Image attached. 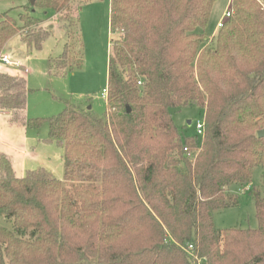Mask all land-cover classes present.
<instances>
[{
	"label": "trees",
	"instance_id": "obj_1",
	"mask_svg": "<svg viewBox=\"0 0 264 264\" xmlns=\"http://www.w3.org/2000/svg\"><path fill=\"white\" fill-rule=\"evenodd\" d=\"M84 1L0 13V55L22 32L40 49L49 13L71 25ZM217 1L110 0L106 113L68 105L27 123L48 124L45 140L64 149L63 178L43 166L18 176L0 153V216L12 222L0 224V264H264V171L258 227L220 229L214 218L235 205L232 184L264 169V0H232L208 37ZM75 46L66 43L52 74L82 66ZM27 92L23 76L0 74V107L23 110ZM192 104L202 135L174 121Z\"/></svg>",
	"mask_w": 264,
	"mask_h": 264
},
{
	"label": "rangeland",
	"instance_id": "obj_2",
	"mask_svg": "<svg viewBox=\"0 0 264 264\" xmlns=\"http://www.w3.org/2000/svg\"><path fill=\"white\" fill-rule=\"evenodd\" d=\"M110 3V0L82 2L78 12L76 10L73 12L77 15L71 25H69L71 20L67 23L59 19V16L49 13L50 17L45 21L44 26L50 34L40 49L29 48L26 45L25 32L19 33L8 42L0 56L10 54L14 59L23 62L29 70L27 94L29 114L27 115L31 119L55 116L68 105L91 110L98 117L106 113L108 103L104 98L103 89L108 87V63L114 38L110 26ZM29 4L31 0H0V13L8 11L11 16L18 19L19 14L24 10L23 5ZM227 9L232 10V0H218L214 4L205 35L213 37L218 33L220 28L217 27V23L223 18ZM33 14L40 18L45 17L41 8H36ZM65 22L68 27L63 25ZM198 30L202 31L201 28ZM71 41L75 42L77 51L82 49V54L75 55V60L82 57V66L64 74H52L53 69L51 70L50 66L53 59L58 58L63 53L66 43H72ZM22 69L25 70V68ZM201 113L202 109L192 104L181 111H174L173 117L176 126L191 135L195 133V122L202 119ZM188 120L193 121L191 126L187 125ZM31 128L28 129L30 136L33 134L39 139L33 143L34 151L38 155L37 162L36 165L28 164L24 169V166L19 167L14 157L17 175L24 176L26 170L43 166L55 177L62 179L64 174L63 147L56 143L49 145L43 142L49 134L47 123L39 129ZM263 171V167H257L253 171L250 183L232 184L229 187V194L236 197V203L215 212L217 228L258 227L254 194L257 190H261ZM247 187L250 189L247 190ZM0 224L12 228V222L8 221L5 216H0Z\"/></svg>",
	"mask_w": 264,
	"mask_h": 264
},
{
	"label": "crops",
	"instance_id": "obj_3",
	"mask_svg": "<svg viewBox=\"0 0 264 264\" xmlns=\"http://www.w3.org/2000/svg\"><path fill=\"white\" fill-rule=\"evenodd\" d=\"M12 59L14 62L13 64H6L0 61V74L23 76L26 80V87L28 88L29 70L26 69L23 62H20L18 59H14L13 57ZM22 68H25V70ZM0 112V153H5L10 156L14 169V157H16L19 167L24 166V169L28 166V164L36 165L35 163L37 162L38 155L34 151L33 143L35 141L37 142L39 139L33 134L30 136L28 131V129L31 128L27 125L29 119H31L27 115L29 114L28 103H26V107L23 110L0 107ZM46 138L43 139L45 144L54 145L55 142H47L45 140Z\"/></svg>",
	"mask_w": 264,
	"mask_h": 264
},
{
	"label": "built area",
	"instance_id": "obj_4",
	"mask_svg": "<svg viewBox=\"0 0 264 264\" xmlns=\"http://www.w3.org/2000/svg\"><path fill=\"white\" fill-rule=\"evenodd\" d=\"M231 15H232V10L227 9L223 15V18L217 23V27L221 28L223 26L225 20L228 19ZM0 61L3 63H6V64H13L14 63L8 54L0 56ZM139 84H141V82H139ZM108 93H109L108 87L103 89V95H104L106 102L108 101ZM195 129L199 135H202L203 131H204V122L200 119L197 120L195 122ZM249 189L250 188L247 187V190H249Z\"/></svg>",
	"mask_w": 264,
	"mask_h": 264
},
{
	"label": "water",
	"instance_id": "obj_5",
	"mask_svg": "<svg viewBox=\"0 0 264 264\" xmlns=\"http://www.w3.org/2000/svg\"><path fill=\"white\" fill-rule=\"evenodd\" d=\"M34 1H35V0H31V4H33ZM128 111H130V108H129V107H128ZM192 123H193L192 120H188V121H187V124H188L189 126H191ZM258 136H259L260 138L264 137V128H263V129H260V130L258 131Z\"/></svg>",
	"mask_w": 264,
	"mask_h": 264
}]
</instances>
